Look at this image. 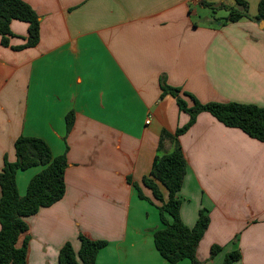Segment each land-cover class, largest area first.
<instances>
[{
  "label": "crops",
  "instance_id": "1",
  "mask_svg": "<svg viewBox=\"0 0 264 264\" xmlns=\"http://www.w3.org/2000/svg\"><path fill=\"white\" fill-rule=\"evenodd\" d=\"M22 1L38 16L39 37L16 49L28 25L12 20L0 43V171L4 157L15 161L20 136L42 139L67 160L63 197L26 218L19 242L28 238L27 264H58L66 242L78 251L79 234L106 242L95 264H170L153 243L161 203L142 179L161 132L173 134L189 117L172 95L161 96V81L201 103L264 107V20L221 23L227 11L213 18L203 5L235 0ZM244 1L254 17L259 0ZM176 140L186 161L180 219L192 227L200 211L209 218L197 260L221 264L238 251L233 264H264V142L206 112ZM174 147L166 140L159 154ZM41 169L16 172L20 197ZM213 245L220 250L210 258Z\"/></svg>",
  "mask_w": 264,
  "mask_h": 264
},
{
  "label": "trees",
  "instance_id": "2",
  "mask_svg": "<svg viewBox=\"0 0 264 264\" xmlns=\"http://www.w3.org/2000/svg\"><path fill=\"white\" fill-rule=\"evenodd\" d=\"M214 12L218 9L227 11L221 23L236 22L243 18L264 20V0L257 3V12L254 17L248 13V4L244 0H235L232 7L223 4L214 5L203 3ZM18 20L27 23L26 43L16 49L34 46L39 37V21L33 9L22 0H0V43L7 45L11 36L10 22ZM161 96L172 95L179 111L188 115L187 123L169 134L162 131L157 154L154 156L151 169L142 183L151 190L153 197L161 203L158 207L159 219L162 228L153 233V243L159 255L170 264L188 259L192 264H202L197 260L196 250L203 236L209 218L200 211L195 224L187 227L180 219V200L178 192L181 188L186 171V161L183 152L177 143V136L187 130L198 114L206 112L216 121L229 128H237L243 133L258 141L264 142V107L237 102H207L201 103L189 93L173 88L161 81ZM183 96V97H182ZM187 97L190 101L184 99ZM73 123V113L70 111L65 118L67 132ZM173 141L175 147L172 152L159 154L162 143ZM15 161L3 159L0 171V264H27V243L25 237L22 242L19 238L27 229L26 218L35 214L42 207H49L58 202L65 193L64 172L67 160L64 154L53 156L48 145L39 138L18 137L14 144ZM41 166L42 169L32 176L28 182L24 196L20 197L15 183V174L18 170ZM162 185L167 191V200L159 190ZM168 215L170 221L165 217ZM79 249L74 252L72 245L66 242L58 252V264H95L97 252L106 245L103 240H92L82 234L78 235ZM220 248L211 246L209 256L214 257ZM240 258L238 251L226 253L221 264H233Z\"/></svg>",
  "mask_w": 264,
  "mask_h": 264
},
{
  "label": "rangeland",
  "instance_id": "3",
  "mask_svg": "<svg viewBox=\"0 0 264 264\" xmlns=\"http://www.w3.org/2000/svg\"><path fill=\"white\" fill-rule=\"evenodd\" d=\"M248 11H249V10H248ZM211 13H212V12H211ZM212 14H213V15L215 14V15L213 16ZM212 14H211V16H212L213 18H222V17L225 16V13H224L222 10H220V11H218V12L215 11V12L212 13ZM208 15H209V14H208ZM213 18H210V17H209L210 20H213ZM219 20H222V19H219Z\"/></svg>",
  "mask_w": 264,
  "mask_h": 264
}]
</instances>
